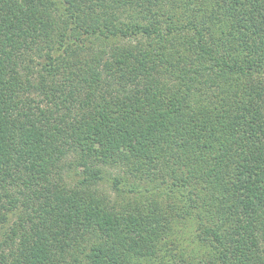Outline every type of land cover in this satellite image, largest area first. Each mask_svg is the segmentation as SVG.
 Returning <instances> with one entry per match:
<instances>
[{
  "label": "trees",
  "instance_id": "trees-1",
  "mask_svg": "<svg viewBox=\"0 0 264 264\" xmlns=\"http://www.w3.org/2000/svg\"><path fill=\"white\" fill-rule=\"evenodd\" d=\"M0 264H264V0H0Z\"/></svg>",
  "mask_w": 264,
  "mask_h": 264
},
{
  "label": "rangeland",
  "instance_id": "rangeland-1",
  "mask_svg": "<svg viewBox=\"0 0 264 264\" xmlns=\"http://www.w3.org/2000/svg\"><path fill=\"white\" fill-rule=\"evenodd\" d=\"M127 18V14L123 13L120 17V20H124ZM102 38V37H101ZM117 38V37H116ZM116 38H114L116 40ZM92 40L94 41L95 39L92 38ZM118 40V39H117ZM122 40V42H132L133 40H135V37H129V38H125L120 39ZM96 41V40H95ZM109 41V42H107ZM107 43L108 45L110 44V39L103 41V44ZM77 159V154L74 152H70L68 153L66 159L64 160V163L62 165V170L64 173H68V175L70 176L73 175V169L72 166L69 163H75ZM101 169V171L103 172V178L101 180H98V178H93V177H87L86 183L87 186H90L91 190H96L99 193H101L104 197H106V200L108 201L107 204L110 205L111 209L116 210L117 212L120 210L119 205L121 203H123L126 200H130L133 199L135 196V189L133 187L129 186V183H134L137 184L138 182L134 181L131 177L130 180L125 183L126 181L121 180V178H125L128 177L124 168L121 166H104V165H100L98 163L93 165L92 169ZM79 171H82L81 169H79ZM72 178H76V177H72ZM117 180V181H116ZM76 181V180H75ZM139 182H141L140 180H138ZM136 186V185H135ZM130 189V190H129ZM183 227L186 228L189 226L190 222L187 220V218L183 219ZM180 223L179 221L176 222L175 226H178ZM183 245L181 246V252H183L184 256L189 255V252L192 249V244L190 241L183 242ZM196 246H199L196 244ZM200 249V248H199ZM119 251V250H118ZM121 253V252H120ZM119 253H116L117 258L119 257ZM190 256V255H189Z\"/></svg>",
  "mask_w": 264,
  "mask_h": 264
}]
</instances>
